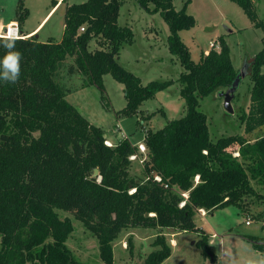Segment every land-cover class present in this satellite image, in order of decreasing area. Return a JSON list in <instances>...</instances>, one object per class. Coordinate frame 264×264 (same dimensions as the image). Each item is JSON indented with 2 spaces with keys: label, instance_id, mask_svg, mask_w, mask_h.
<instances>
[{
  "label": "trees",
  "instance_id": "16d2710c",
  "mask_svg": "<svg viewBox=\"0 0 264 264\" xmlns=\"http://www.w3.org/2000/svg\"><path fill=\"white\" fill-rule=\"evenodd\" d=\"M190 1L177 11L173 0H138L142 9L160 12L168 24L169 51L184 68L177 81L144 85L119 63L123 45L134 42L131 28L118 25L120 0L68 4L60 41L40 42L26 35L15 40L12 50L22 55L19 79L0 80V264H84L67 245L73 223L61 218L58 210L72 213L97 239L103 264H115L113 243L132 227L194 231L200 234L197 245L214 264L208 237L195 223L197 210L234 205L246 211L250 197L264 201V194L253 186L264 188V135L254 142L235 135L214 143L207 116L198 110L201 98L230 88L238 72L224 38L219 50H209L197 63L192 60L180 36L196 24L186 12ZM232 1L256 27L264 28L253 0ZM28 15L20 0L21 31ZM95 40L98 48L89 50ZM4 44L0 39V60L9 51ZM72 58L74 63L66 64L69 72L79 69L100 90L103 101L105 75L124 85L127 103L118 115L126 117L138 116L145 101L180 83L185 115L157 131H145L147 181L131 179L128 172L137 146L123 139L108 147L104 131L67 101L72 91L56 77ZM263 66L264 48L249 66L250 108L241 117L246 133L264 127ZM131 190L135 191L130 194ZM252 240L264 255V240ZM155 243L160 249L143 264H162L171 256L172 246L165 238Z\"/></svg>",
  "mask_w": 264,
  "mask_h": 264
},
{
  "label": "rangeland",
  "instance_id": "374dc122",
  "mask_svg": "<svg viewBox=\"0 0 264 264\" xmlns=\"http://www.w3.org/2000/svg\"><path fill=\"white\" fill-rule=\"evenodd\" d=\"M23 1L24 8L29 12L23 28L32 36L39 35L40 42H46L50 38L62 39L66 6L80 0L61 3L58 2L60 0ZM120 1L118 25L131 28L134 42L123 45L119 63L138 76L144 85L153 81H177L184 68L179 59L169 51L170 31L161 13L145 11L139 6L138 0ZM19 2L20 0H0V35L17 25ZM55 2L60 4L56 8ZM185 2L186 0H173L174 8L180 11ZM253 3L258 19L264 26V0H253ZM186 12L195 18L196 24L189 30L181 31L180 36L189 49L192 60L199 62L212 42L221 47L219 41L224 38L230 49L233 65L241 75L239 86L231 100L234 110L232 114L227 112L222 95L229 88H220L199 101L198 110L207 116L211 141L215 143L222 137L239 135L254 142L264 135V127L246 133L241 117L249 112L252 87L249 66L264 48V28L256 27L232 0H191ZM96 42L90 43L89 50L98 48ZM71 62L74 63L73 58L60 69L56 80L62 87L72 91L67 96V101L91 124L100 127L107 141L117 144L127 137L138 145L143 143L145 131H157L169 121L185 115V101L180 95L181 86L178 82L158 93L155 98L145 101L138 116L118 115L127 103L124 85L112 75H105L106 100L103 101L100 90L88 77L79 73V69L75 73L69 72L66 64ZM148 115L152 117L147 119ZM138 155V160L131 161L128 170L130 178L147 181L143 164L140 163L145 154ZM253 186L264 194V188L255 184ZM57 212L61 218H68L73 223L74 231L67 241L73 256L84 264H103L99 256L98 241L85 229L82 222L72 213L60 210ZM248 220L249 225L246 223ZM195 223L208 237L217 264H246L250 258H264L263 254L256 252L252 240H264V201L250 197L246 211L230 205L207 211L204 218L197 214ZM160 236L172 246L171 256L162 264H210V258L204 256L203 250L197 245L200 234L181 231L179 228L143 227L128 228L114 241L115 264H143L152 252L160 249L155 243Z\"/></svg>",
  "mask_w": 264,
  "mask_h": 264
},
{
  "label": "clouds",
  "instance_id": "9594fccd",
  "mask_svg": "<svg viewBox=\"0 0 264 264\" xmlns=\"http://www.w3.org/2000/svg\"><path fill=\"white\" fill-rule=\"evenodd\" d=\"M19 37H13L11 33L7 36L0 35V39L5 41L4 46L9 50L0 60V80L15 83L20 75V60L22 55L19 51H13L15 47V40ZM246 264H264V258L248 259Z\"/></svg>",
  "mask_w": 264,
  "mask_h": 264
},
{
  "label": "built area",
  "instance_id": "2783aa9c",
  "mask_svg": "<svg viewBox=\"0 0 264 264\" xmlns=\"http://www.w3.org/2000/svg\"><path fill=\"white\" fill-rule=\"evenodd\" d=\"M63 1H70V0H60L58 2L61 3ZM81 31H84V28H82ZM9 33H11V35L13 37H22L23 36V34H22L21 30L19 29L18 25H14V26L10 27L9 29L5 30V32L3 33V36H7ZM209 48H210L209 50H212V49L219 50L220 49L219 45L218 44H215L213 42L210 43V47ZM124 139H128V138L125 137ZM105 144L108 147H115L116 146V145H113L110 141H107V140L105 141ZM135 146H137L138 151L134 155H132L130 157V160L131 161L138 160V158H139L138 153H140V155L141 154H145V157L143 159H140V163L141 164H144V161H145V158H146V153H147L146 147H145V145L143 143H139L138 145H135ZM147 180H148V178H147ZM154 180L157 181V182H159V183H161V178L159 176H154ZM198 182H199V178L197 177L196 178V183H198ZM134 191L135 190H131L130 191V194H132ZM183 196L185 198H187V195L186 194H184ZM184 204H185V202H183L180 205V207H182ZM197 213L200 214V216L203 217V218L207 215V211L205 209H198L197 210ZM151 215H153V214H151ZM246 223L249 225L250 224V221L248 220ZM213 236H215V235H213ZM214 264H217V263L215 262Z\"/></svg>",
  "mask_w": 264,
  "mask_h": 264
},
{
  "label": "water",
  "instance_id": "95a60500",
  "mask_svg": "<svg viewBox=\"0 0 264 264\" xmlns=\"http://www.w3.org/2000/svg\"><path fill=\"white\" fill-rule=\"evenodd\" d=\"M240 79H241V75L240 74H237L236 79L234 80L233 84L230 86V88L228 89V91L227 92H223V94H222L223 97H224V106H225L227 112H229L231 114L234 112L233 107H232V104H231V100H232L233 96L235 95V92L237 90V87L239 86ZM98 174H99V170L98 169H95L93 176L94 177H97Z\"/></svg>",
  "mask_w": 264,
  "mask_h": 264
},
{
  "label": "crops",
  "instance_id": "0c3cea01",
  "mask_svg": "<svg viewBox=\"0 0 264 264\" xmlns=\"http://www.w3.org/2000/svg\"><path fill=\"white\" fill-rule=\"evenodd\" d=\"M58 5H60V4H59V3L55 4V8H56ZM21 32H22L23 35H26L27 37L32 36V35H30V32L25 31L24 28L22 29ZM26 32H27V33H26ZM36 36H37L36 38L39 40V35H36ZM50 39H53V40H55V41H60V40H61V39H60V40H57V39H54V38H50ZM50 39H48V40H50ZM48 40H47V41H48ZM47 41H46V42H47ZM208 51H209V50L205 51V53H208ZM104 136H105V135H104ZM105 138H106V136H105ZM106 139H107V138H106ZM143 139H144V138H143ZM128 140H129V139H128ZM129 141H130V140H129ZM130 142L133 144V146L136 145V144L133 143L132 141H130ZM111 143H112V142H111ZM112 144H113V145H117L118 143H117V144L112 143ZM196 225H197V224H196ZM197 227L200 228V230H201L200 232L203 233L201 227H199L198 225H197ZM197 234H198V233H197ZM212 236H213V235H212ZM256 252H257L258 254L262 255V254L259 253L258 251H256Z\"/></svg>",
  "mask_w": 264,
  "mask_h": 264
}]
</instances>
